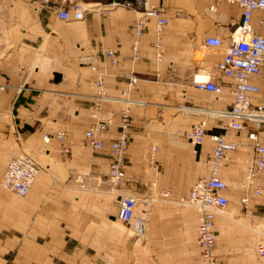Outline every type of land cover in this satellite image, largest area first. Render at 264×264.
Masks as SVG:
<instances>
[{
    "label": "crops",
    "instance_id": "obj_1",
    "mask_svg": "<svg viewBox=\"0 0 264 264\" xmlns=\"http://www.w3.org/2000/svg\"><path fill=\"white\" fill-rule=\"evenodd\" d=\"M80 1L86 6L83 18L65 20L51 8L72 0L49 4L2 0L10 16L6 29L11 45L0 61V88H8L0 90V115L12 130L2 133L6 136L0 147L13 146L10 153L26 150L40 170L26 197L12 195L0 185V264H201L196 209L175 207V201L159 194L169 191L168 197H186L195 181L209 174L207 161L214 142L207 137L195 151L186 133L192 123L202 120L208 135L220 132L226 119L208 111L230 107L231 81L216 65L224 48L212 49L203 39L208 34L225 39L242 10L225 1L212 10L211 0H144L143 8L162 5L168 22L161 56L153 45L156 22L149 19L140 38L139 57L132 60V23L141 7L127 8L123 0ZM260 13L254 11L252 25L264 33L257 20ZM106 48L118 51L117 63L111 64L102 53ZM197 70L212 73L223 86L220 98L192 85ZM100 76L105 99L96 109L99 88L94 82ZM129 76L138 80L127 91ZM40 92L71 97L40 99ZM164 95L178 97L190 111L169 120L159 109L166 102ZM127 107L131 126L123 155L125 178L123 187L115 189L133 192L151 175L150 167L155 168L158 192L153 210H148L147 238L142 243L133 242L131 230L118 219L116 202L122 194L109 190L107 181L108 146L120 134L121 111ZM94 113L111 120L101 133L105 148L96 152L86 147L84 137ZM146 125L147 132L141 129ZM164 126L169 128L163 130ZM58 129L65 131L63 141L51 136ZM253 131L259 132L264 144V124L258 130L248 123L246 130L232 131L230 139L240 146L227 152L220 166L219 175L228 183L223 212L231 207L234 214L214 216L217 264H259L250 246L264 243V232L252 231L255 228L245 222L264 224V173L256 179L261 195L241 202L248 192L245 166L253 157L247 135ZM149 133L158 144L156 167L148 161ZM4 150L0 149V179L7 163ZM237 217L244 226L227 222L230 218L240 223Z\"/></svg>",
    "mask_w": 264,
    "mask_h": 264
},
{
    "label": "built area",
    "instance_id": "obj_2",
    "mask_svg": "<svg viewBox=\"0 0 264 264\" xmlns=\"http://www.w3.org/2000/svg\"><path fill=\"white\" fill-rule=\"evenodd\" d=\"M42 1L44 4H49L50 0ZM223 1L238 5L242 10L241 19L235 22L225 39L216 34H208L204 36L203 42L212 49L224 48L222 58L216 65L221 74L231 81L230 107L228 109H212L217 119H226V122L221 125L219 133L208 135L204 120L190 125L186 139L195 148V151L207 137L214 142V147L212 156L207 161L209 174L198 178L191 186L188 195L180 198L182 205L191 206L198 213L197 244L201 264H217L214 252L216 240V233L213 229L214 216L216 213L224 211L228 203L227 196L223 193L228 183L219 175V170L227 152L240 146L239 143L230 139V135L234 130H246L248 123L254 124L258 130L264 124V33L260 30L255 31L252 25L253 13L259 10L261 13L257 20L260 27L264 26V0H211L210 9L216 10L218 3ZM143 2L144 0H123L121 4L134 9L141 7ZM51 10L61 19H81L86 6L80 0H72L69 5L51 8ZM149 19H154L156 22L153 45L158 56H161V38L168 18L164 15L162 5L149 4L147 7H141L133 18L132 53L130 56L132 60L139 57L140 38L145 32V25ZM102 53L111 64L117 63L118 51L116 49L106 48ZM137 80L136 77L129 76L127 91L137 83ZM191 81L196 89L207 91L217 99L223 93V86L215 81L210 72L205 74L197 70ZM94 83L99 88V101L95 103V108L99 109L101 101L105 99L102 76L98 77ZM123 93H126V90ZM93 115L95 119L85 129L84 137L86 147L92 152H96L105 148L101 133L107 130L111 120H102L97 117L96 113ZM120 119V134L108 146L111 159L108 166V179L114 187H121L125 178L123 155L128 145L131 126L128 107L121 111ZM51 136L63 141L65 131L58 129ZM247 137L253 149V157L245 166V187L248 192L241 198L243 204L248 202L249 196L261 195V187L256 184V179L264 173V144L261 142L259 132H249ZM49 138L47 135L44 136L45 141H48ZM156 150L157 145L153 144L148 152V160L153 167H156L154 162ZM39 170L40 166L31 154L15 155L8 159L0 179V185L12 195L26 197L38 177ZM162 194L169 196V191H164ZM146 200V198L143 199V202H147ZM140 201V197L134 192L119 195V199H117L118 219L127 224L137 237L144 235L147 229L146 216L137 211ZM255 256L259 264H264V243H257Z\"/></svg>",
    "mask_w": 264,
    "mask_h": 264
},
{
    "label": "rangeland",
    "instance_id": "obj_3",
    "mask_svg": "<svg viewBox=\"0 0 264 264\" xmlns=\"http://www.w3.org/2000/svg\"><path fill=\"white\" fill-rule=\"evenodd\" d=\"M9 19H10V16H9V13L7 12V10H6V7L4 6L3 2H0V61L7 54V52L9 51V47L11 45L10 44V40H9V34H8L7 29H6V26H7V23L9 21ZM0 90H8V88L7 87H1ZM38 95H39L40 99L41 98H45V97H55V99L56 98H58V99H64V98L71 97L70 95L60 94V92H57V94L56 93H52L51 94V93L40 92ZM162 99H166V102L163 103V106L164 107H159V109H160V111H162V110L164 111L163 112V114L165 113L164 116L166 118H168L169 120H171V117H173V116L183 115V114L185 115L186 114V112L184 110L180 109L181 106H185V105L179 103L180 102V99H178V97L174 96V97H171V98H166V95H164ZM185 107H187V106H185ZM212 116H214V115L212 114ZM152 128L154 129V127H152ZM167 128H169V127L168 126H164L163 127V130H166ZM141 129H143L145 132H147L148 130H150V127H148L146 125V126L141 127ZM10 130H12V129H10L9 124L6 123L5 116L0 115V140L3 139L6 135H8L10 133ZM2 133L6 134V135H3ZM148 135H149V140H150L149 143L151 142L150 144H148V147H149L148 150H149L150 147L153 144H155V145H158V144H157V142H155L150 137V133ZM13 144H15V143H13ZM12 147L13 146H10V147H7V148L4 147V146L3 147H0L1 150H3V148L5 149L4 150V154L7 155V157H5L6 161H8L9 158H11V157H13L15 155L22 154V153H25V152L26 153H29L26 150L24 152H15V151H12L10 153V151H11L10 149H12ZM7 150H9V152H7ZM148 152L149 151H147V153ZM5 164H6V162H5ZM148 169L150 171H152L151 172V175L149 174V176H148V178H147V180L145 182L138 183L137 184V187L135 189H132L133 192L136 193L140 197V199H141V201L139 203L138 213L143 214V215L145 214V216L147 218V223L149 222L148 216L150 215L148 210L150 209V212L153 210L152 209L153 208L152 205L154 204V201H156V197H155L156 194L155 193L157 192L156 186H155L156 185L155 184V181H156V179H155V168L148 167ZM107 181H108V189L109 190L111 189L112 191L117 192V193H121V194H129V193L132 192L130 190L129 191H126V190H124V191L123 190L117 191L115 188H121V187H123V185L121 187H114L110 183V181L108 179V170H107ZM160 194H159V198L164 197V199L165 200H169V202L175 201L174 203H172L175 207H178V208H186V207H188L186 205H182L181 204L180 197H178V198H172L171 196L170 197H168V196H162L163 194L162 195H160ZM142 198L143 199L146 198L147 199L146 200L147 202H149L151 200V202H149V203H151V205H148L147 206V204H146L147 202H143V199ZM117 206H118V203H117ZM231 211H232V214H234L233 213V209L231 207H228L227 208V211L226 212H223V214L224 213H227L226 214V216H227L229 213H231ZM154 212L155 211H153V213ZM242 212L244 214H247L246 213V210L244 208H241V213ZM231 218H233V217H231ZM197 219H198V215L196 216V221H197ZM236 219L240 220L241 222L239 223V221H234V220H231L230 218H228V221L227 222L230 225H243V224H241L243 222L242 219H240L238 217ZM245 223L248 224L249 227H254L255 228V230L251 228L252 231H256L257 232V230H262L264 232V224H262V222L254 221V222H245ZM252 223L254 224L253 226H252ZM122 224L125 225L127 228H129L131 230V228L127 224H124V223H122ZM147 231H148V225H147V229H146V232L144 233V235H142L141 237H137L133 233V231L131 230V235H132L131 237L133 239V242L138 241L139 243L140 242L142 243L143 241H145V239L147 238V236H146L147 235ZM263 235H264V233H263ZM255 246L254 247H252V245L250 246L251 249H252V256H253L254 259H256V256H255ZM134 255L135 256L136 255L138 256L140 254H136L135 253ZM134 261H136L135 260V257L133 258V262ZM147 264H155V262L150 261Z\"/></svg>",
    "mask_w": 264,
    "mask_h": 264
},
{
    "label": "bare ground",
    "instance_id": "obj_4",
    "mask_svg": "<svg viewBox=\"0 0 264 264\" xmlns=\"http://www.w3.org/2000/svg\"><path fill=\"white\" fill-rule=\"evenodd\" d=\"M202 73H207L206 71H203ZM182 110H184V111H190V109H188V108H186V107H182ZM208 113L209 114H213V115H215V113H214V111L213 110H211V111H208ZM139 209V208H138ZM138 211V210H137ZM222 213H223V211H222ZM144 216H145V214H144Z\"/></svg>",
    "mask_w": 264,
    "mask_h": 264
}]
</instances>
